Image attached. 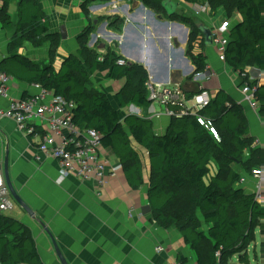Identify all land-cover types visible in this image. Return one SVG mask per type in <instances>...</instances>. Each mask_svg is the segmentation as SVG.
Returning a JSON list of instances; mask_svg holds the SVG:
<instances>
[{
    "label": "trees",
    "instance_id": "obj_1",
    "mask_svg": "<svg viewBox=\"0 0 264 264\" xmlns=\"http://www.w3.org/2000/svg\"><path fill=\"white\" fill-rule=\"evenodd\" d=\"M0 1V24L4 29H12L9 14L12 0ZM98 1L114 0H87L86 5ZM140 1L164 19L189 27L187 55L196 67V74L204 72L207 57L196 53L203 35L198 23L182 15L168 17L162 0ZM185 2L189 5L202 2L212 12L223 10L229 19L239 15L241 22L229 31L226 64L239 74H246L249 68L264 72V0ZM162 9L163 14L159 12ZM17 12L16 33L8 45V58L0 63L1 70L18 82L39 84L56 96L75 101L74 123L80 129H94L101 134L103 149L119 160L134 191L143 187L145 180L141 158L133 143L145 150L151 171L148 183L151 220L164 230L176 227L185 244L196 253V264H229L235 256H241L256 240L257 228L264 224V207L254 194L237 186L242 177L251 176L264 160L263 150L253 147L255 139L250 136L243 107L226 92L219 91L196 115L173 116L166 134L158 136L153 121L131 115L121 117L105 94L91 89V77L96 72H108L111 80L125 81L119 91L121 108L131 104L147 109L151 106L149 75L143 66L120 65L119 61L124 59L115 48H109L104 55L90 50L89 37L94 31L91 23L80 38L76 54L67 57L58 70L52 65L41 68L18 55V51L28 41L36 46L50 42L51 54L55 55L60 38L50 34L40 0H19ZM112 22L118 28L123 24L118 18ZM250 85L258 86L256 82ZM256 96L264 102V83L258 86ZM169 109L176 115L180 111L178 106ZM199 117L211 122L218 139L199 124ZM212 163L217 166L214 176ZM198 212L203 215L207 231L203 230ZM241 257L243 261L244 256ZM0 264H43L31 230L4 214H0Z\"/></svg>",
    "mask_w": 264,
    "mask_h": 264
},
{
    "label": "crops",
    "instance_id": "obj_2",
    "mask_svg": "<svg viewBox=\"0 0 264 264\" xmlns=\"http://www.w3.org/2000/svg\"><path fill=\"white\" fill-rule=\"evenodd\" d=\"M86 1L40 0L50 34L59 36L60 47L52 55L50 42L36 46L28 41L18 51V55L41 68L52 65L58 70L67 57L77 53L80 38L92 23L94 31L89 37L88 48L102 55L109 48H115L127 63L143 66L148 71L150 84L179 89L189 99L200 91L208 92L211 98L216 97L219 91L226 92L243 107L250 136L255 139L254 147L261 148L264 153V123L258 113L243 102L241 92L247 81L250 84L256 82L258 86L264 83V78L260 79V70L249 68L245 72L247 76L243 78L219 60L212 43L208 44L203 34L200 37L202 44L196 48V53H203L207 57L208 66L202 72V77L197 78L196 67L187 55L190 41L188 26L181 22H176L177 25L166 18L165 23L158 22L152 13L156 17L160 14L146 7L140 0L98 1L87 5ZM170 1L178 4L176 15L193 19L210 32L219 26L222 17H226L223 10L213 11V15L206 13L196 16L194 10L202 6V2L189 5L185 0ZM18 4L19 0H12L9 9L13 28L4 29L0 24V63L9 56L8 45L16 33ZM159 12L163 14L164 11L162 9ZM116 18L123 21L120 28L112 26ZM231 21L232 30L233 26L241 22V17L235 14ZM103 24H106V29L99 32ZM63 32L66 33V39H63ZM92 40L94 42L90 45ZM33 85L12 79L11 93L16 99H27L36 93ZM124 85V80H111L108 72H96L91 77V86L110 99L121 117L135 115L151 120L156 135L166 134L172 117L166 114L165 109L152 105L147 109L137 108L131 104L121 108L119 91ZM8 106L7 101H0V110H7ZM40 141V136H27L18 131L13 120L0 119V164L4 165L8 161L11 182L18 195L32 209L35 218H31L19 205L16 215L6 216L31 230L43 264H62L53 241L67 264L197 263L196 253L185 244L176 227L164 230L152 222L151 214H143L142 209L149 205L148 183L151 171L148 153L140 146L133 143L141 158L145 185L134 191L122 170L113 176L111 168L120 165V162L104 150L103 154L111 166L107 171L108 184L103 193L98 195L96 185L91 181L71 177L60 184L59 163L46 156H41L40 161L35 159L39 155ZM216 172L217 166L212 163L211 175L214 176ZM237 186L245 189L248 194L252 193L250 181L244 187L239 183ZM132 209L136 212L131 218L129 214ZM198 217L203 230L207 231L203 215L198 212ZM261 238L258 241L256 235V240L241 255L244 256L243 261L237 255L229 264H264L263 232ZM258 242H261V248ZM158 247H162L163 251L158 252Z\"/></svg>",
    "mask_w": 264,
    "mask_h": 264
},
{
    "label": "built area",
    "instance_id": "obj_3",
    "mask_svg": "<svg viewBox=\"0 0 264 264\" xmlns=\"http://www.w3.org/2000/svg\"><path fill=\"white\" fill-rule=\"evenodd\" d=\"M206 13L213 15L207 4L200 5L194 10L196 16ZM231 20L228 17H222L219 26L211 31L212 47L223 63H226L225 54L229 46V31L233 25ZM119 64L127 65V62L122 60ZM241 76L245 78L247 75L241 74ZM196 77L201 78L202 73H198ZM261 77L264 78V72L261 73L260 79ZM11 81L12 78L0 68V101L4 100L9 104L7 110H0V119L13 120L18 131L27 136L41 137L38 147L39 155L35 159L40 161L41 156L55 159L60 167L58 178L60 184L71 177L81 181H91L95 183L98 195L99 193L101 195L108 184L107 171L111 162L103 154L101 134L94 129H80L74 123V111L77 108L75 101L56 96L39 84L33 85L36 93L32 97L19 100L11 93ZM147 87L148 98L153 101L152 107L157 105L165 109L169 117L196 115L208 106L212 99L208 92L204 91L189 99L183 91L176 88L159 87L150 83ZM257 89L258 86L252 87L246 83L241 88L244 96L243 102L249 104L264 123V102L257 98ZM169 106H178L180 111L176 115L169 109ZM198 122L218 139V133L209 120L199 117ZM121 170L122 166L117 165L111 168V173L115 176ZM248 181L252 183L251 194H254L256 200L264 206V160L262 166L252 171L251 176L242 177L239 185L244 187ZM13 209L14 200L6 183L4 165L0 164V214L10 213ZM135 212V209L130 210L129 216L132 218ZM157 251H163L162 247H158Z\"/></svg>",
    "mask_w": 264,
    "mask_h": 264
},
{
    "label": "water",
    "instance_id": "obj_4",
    "mask_svg": "<svg viewBox=\"0 0 264 264\" xmlns=\"http://www.w3.org/2000/svg\"><path fill=\"white\" fill-rule=\"evenodd\" d=\"M163 6V9L166 11V14L168 17H175V15L177 14V9H178V4L175 3V2H172L170 0H165L162 4ZM152 16L154 18H156V20L158 22H161V23H165V20H164V17L159 15V16H155L153 13H152ZM95 24H97V21L95 22ZM175 24H177L175 22ZM179 25V24H177ZM181 26V25H180ZM198 28L200 29V31L205 35V38H206V41L208 44H211L212 43V34L210 32L209 29H207L206 27H204V25H201V24H198ZM106 29V24H103L100 28H99V32L101 31H105ZM62 36H63V39H66V33H62ZM96 39V36L93 37V40ZM91 41L90 42V45L93 44L94 41ZM128 66L132 65L130 63H127ZM202 91H200L201 93ZM149 102L152 104V100L149 99ZM135 116V115H134ZM4 170H5V179H6V183H7V186L12 194V197H13V200L15 201V203L17 205H19L31 218H35V214L34 212L32 211V209L22 200V198L18 195L17 191L15 190L12 182H11V179H10V176H9V169H8V161L6 160L5 164H4ZM143 214L144 215H148V214H151V207L150 205L144 207L143 209ZM53 244H54V248H55V251L58 255V258L60 259L61 263L62 264H67L65 261H64V258L61 254V251L59 249V247L57 246V244L53 241Z\"/></svg>",
    "mask_w": 264,
    "mask_h": 264
},
{
    "label": "rangeland",
    "instance_id": "obj_5",
    "mask_svg": "<svg viewBox=\"0 0 264 264\" xmlns=\"http://www.w3.org/2000/svg\"><path fill=\"white\" fill-rule=\"evenodd\" d=\"M91 89H94L93 88V86H91ZM155 107H157V105L155 106ZM214 162H216V161H214ZM18 206H17V204L15 203L14 204V209L12 210V212H8V213H6V214H4V215H10V214H15L16 215V213H17V210H18ZM261 232H263L264 233V224L262 223L261 225H260V227H258L257 228V230H256V235H257V239H258V241H261ZM258 246H260V248H261V242H258ZM259 250V253H260V249H258Z\"/></svg>",
    "mask_w": 264,
    "mask_h": 264
}]
</instances>
